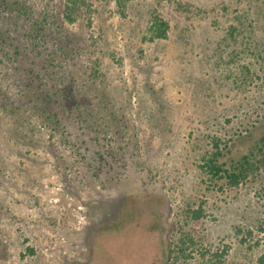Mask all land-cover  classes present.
Returning <instances> with one entry per match:
<instances>
[{
  "label": "rangeland",
  "instance_id": "374dc122",
  "mask_svg": "<svg viewBox=\"0 0 264 264\" xmlns=\"http://www.w3.org/2000/svg\"><path fill=\"white\" fill-rule=\"evenodd\" d=\"M65 1L0 0V264L80 260L88 226L147 197L175 246L191 238L173 264H214L224 245L219 264H257L264 0H81L72 20ZM40 11L47 38L32 46ZM212 136L222 170L252 168L235 186L200 167Z\"/></svg>",
  "mask_w": 264,
  "mask_h": 264
},
{
  "label": "flooded vegetation",
  "instance_id": "af4514ba",
  "mask_svg": "<svg viewBox=\"0 0 264 264\" xmlns=\"http://www.w3.org/2000/svg\"><path fill=\"white\" fill-rule=\"evenodd\" d=\"M147 198L144 207L140 202H124L111 221L88 226L82 258L66 264H173L184 257L186 250L173 244L168 208L157 214L146 205L162 203L157 197Z\"/></svg>",
  "mask_w": 264,
  "mask_h": 264
},
{
  "label": "trees",
  "instance_id": "16d2710c",
  "mask_svg": "<svg viewBox=\"0 0 264 264\" xmlns=\"http://www.w3.org/2000/svg\"><path fill=\"white\" fill-rule=\"evenodd\" d=\"M80 3H83L81 0H66L63 4V17H65L67 20H72V16L70 14L72 13V9L77 7ZM38 18L34 19L28 29V32H26L29 37V40L31 42L32 46H36V44H39L40 41H46L47 36L44 34L47 29H49V26H47L48 17L46 14V11H40ZM166 30V24L164 20L161 18L153 16L152 22L150 25L149 31H151L152 37H164ZM2 30L0 29V45L3 43L2 38ZM27 46V45H26ZM23 46V47H26ZM18 46L13 47L12 55H16L18 53ZM219 139L216 136L211 137V144H212V150L209 153V155L204 159V161L200 164L201 169L208 173L212 177H218L220 173H222L225 177V183L232 187L237 185L240 181L244 180L247 173L252 169L249 164L246 162L244 164L246 165H239L238 169L235 172H227L226 170H222L217 164H216V158L221 155L222 150L226 147L225 143L222 144V146H219ZM202 206L201 204L197 205L194 208H187V215L191 219H199L203 213H202ZM187 240L184 242L182 241V245L184 249H188L189 245H192L191 238H186ZM228 249L227 245L223 246V249L216 250L210 254L211 257L214 259V264L220 263V257H222ZM185 258L189 257V253L186 252L184 255ZM257 264H264V254H260L256 258Z\"/></svg>",
  "mask_w": 264,
  "mask_h": 264
}]
</instances>
